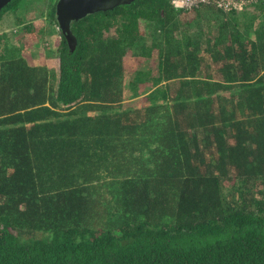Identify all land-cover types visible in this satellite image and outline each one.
Segmentation results:
<instances>
[{"label": "trees", "instance_id": "16d2710c", "mask_svg": "<svg viewBox=\"0 0 264 264\" xmlns=\"http://www.w3.org/2000/svg\"><path fill=\"white\" fill-rule=\"evenodd\" d=\"M243 10L98 12L73 52L60 32L56 71L4 41L0 264H264V1ZM209 11L221 24L192 36Z\"/></svg>", "mask_w": 264, "mask_h": 264}, {"label": "rangeland", "instance_id": "374dc122", "mask_svg": "<svg viewBox=\"0 0 264 264\" xmlns=\"http://www.w3.org/2000/svg\"><path fill=\"white\" fill-rule=\"evenodd\" d=\"M23 1L24 2L22 4L30 7V14L21 16L23 19L22 24L19 22V20L17 21L18 16L10 11L5 13L2 17V20L0 21V51L4 46V41L8 42L13 47L21 50L23 57L27 61L40 59L44 65H49L48 69L53 71L54 67H56V71L59 63L58 53L61 37L58 26L54 23H50L48 9L50 8L49 5L51 2L50 0ZM221 22L222 18L220 17L219 13L215 11L203 12L202 16L198 19L197 24H192L193 28L185 29L192 31L190 34L196 37L198 36L200 30L204 33L205 30L212 24H221ZM30 30H32V34L36 35L35 38H32L31 34H29ZM153 30L154 27L150 22H141L140 33L142 37L138 42L140 47L143 46L145 50H147V47H150L151 45ZM115 35L116 33H114V30H112L110 33H105L104 38L114 37ZM252 40H254V38H252ZM139 49L140 48L136 47L135 51H139ZM52 62H54V66H52ZM147 64L148 61L144 64L142 62L140 63V65L144 67ZM133 68L134 67L129 66L127 67V70L132 71ZM148 91L149 90L142 88V93L140 94L141 96L132 98L130 96L131 92L126 89L123 108L134 107L138 109L143 107L144 103L147 101L146 95ZM233 91H236V89ZM227 96H229V94H227ZM123 108L121 107L119 112L125 110Z\"/></svg>", "mask_w": 264, "mask_h": 264}, {"label": "water", "instance_id": "95a60500", "mask_svg": "<svg viewBox=\"0 0 264 264\" xmlns=\"http://www.w3.org/2000/svg\"><path fill=\"white\" fill-rule=\"evenodd\" d=\"M12 0H0V13ZM135 0H58L56 3V20L65 36L68 46L73 52L77 40L71 31L74 22L82 20L89 15L113 10L121 5H130Z\"/></svg>", "mask_w": 264, "mask_h": 264}, {"label": "built area", "instance_id": "2783aa9c", "mask_svg": "<svg viewBox=\"0 0 264 264\" xmlns=\"http://www.w3.org/2000/svg\"><path fill=\"white\" fill-rule=\"evenodd\" d=\"M176 9H191L210 6L224 12L242 11L251 0H168Z\"/></svg>", "mask_w": 264, "mask_h": 264}, {"label": "clouds", "instance_id": "9594fccd", "mask_svg": "<svg viewBox=\"0 0 264 264\" xmlns=\"http://www.w3.org/2000/svg\"><path fill=\"white\" fill-rule=\"evenodd\" d=\"M252 2L253 1H256V0H251ZM262 1H264V0H262ZM208 7H210V6H208ZM214 9H216V8H214ZM245 9V8H244ZM216 10H219V9H216ZM221 11V10H220ZM242 11H244V10H242ZM58 24V23H57ZM58 26V25H57ZM58 28H59V26H58ZM60 29V28H59ZM60 32H61V30H60Z\"/></svg>", "mask_w": 264, "mask_h": 264}, {"label": "crops", "instance_id": "0c3cea01", "mask_svg": "<svg viewBox=\"0 0 264 264\" xmlns=\"http://www.w3.org/2000/svg\"><path fill=\"white\" fill-rule=\"evenodd\" d=\"M49 62V61H48ZM48 62H47V64H48Z\"/></svg>", "mask_w": 264, "mask_h": 264}]
</instances>
